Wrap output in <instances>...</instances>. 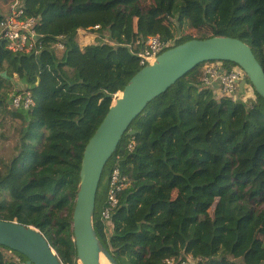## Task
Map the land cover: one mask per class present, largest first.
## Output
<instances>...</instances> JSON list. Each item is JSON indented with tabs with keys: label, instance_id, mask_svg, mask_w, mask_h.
<instances>
[{
	"label": "trees",
	"instance_id": "obj_1",
	"mask_svg": "<svg viewBox=\"0 0 264 264\" xmlns=\"http://www.w3.org/2000/svg\"><path fill=\"white\" fill-rule=\"evenodd\" d=\"M23 3L39 18L40 52L13 53L0 37V118L21 123L13 154L0 155V219L37 227L62 263L72 264L84 151L115 95L143 68L137 53L144 41L197 38L182 35L189 25L200 39L243 40L264 68V0ZM2 19L0 11V29ZM80 29L97 31L98 41L82 45ZM59 37L64 49L54 46ZM203 64L147 105L104 169L109 181L99 185L94 227L119 264H179L188 256L264 264V98L255 91L249 105L218 97L203 85ZM24 90L34 106L13 109V96ZM114 165L129 181L105 221ZM3 247L0 264H14Z\"/></svg>",
	"mask_w": 264,
	"mask_h": 264
},
{
	"label": "water",
	"instance_id": "obj_2",
	"mask_svg": "<svg viewBox=\"0 0 264 264\" xmlns=\"http://www.w3.org/2000/svg\"><path fill=\"white\" fill-rule=\"evenodd\" d=\"M209 61H229L243 68L246 78L240 83V91L250 82L264 98V68L252 47L236 37L193 38L165 50L152 64L138 71L122 96L113 102L84 151L72 219L77 257L83 264H102V256L111 264H119L98 237L94 214L104 169L122 137L153 99ZM0 246L23 254L27 264H63L45 235L32 225L0 219Z\"/></svg>",
	"mask_w": 264,
	"mask_h": 264
},
{
	"label": "built area",
	"instance_id": "obj_3",
	"mask_svg": "<svg viewBox=\"0 0 264 264\" xmlns=\"http://www.w3.org/2000/svg\"><path fill=\"white\" fill-rule=\"evenodd\" d=\"M39 18L30 15L24 7L23 0H12L7 13L3 15L0 29V37L6 42L7 48L16 54L28 53L38 55L40 52V34L37 32ZM99 26H95L98 29ZM98 37V35H97ZM56 49H64L62 37L54 45ZM176 46L175 39H163L161 35L148 36L144 41L143 48L137 53L140 58V64L144 67L152 64L158 55L165 50ZM202 82L206 87H216L219 89V96H227L236 100V96L252 94L253 87L247 83L244 90L240 91V83L246 78L243 68L238 65L228 67L223 61H209L203 64ZM250 92V93H249ZM239 98V97H238ZM248 103L246 99H239ZM237 101V100H236ZM34 106V99L28 90L13 96L11 107L13 109H31ZM133 148V144L130 145ZM129 178L121 173L119 166L114 165L110 177V184L107 192L106 204L102 210V219L109 220L112 211L117 207L119 198L117 192L128 184ZM15 251L9 250V256L13 259L14 264H27L24 259ZM64 264V263H63ZM72 264H83L80 258H76ZM166 264H177L174 258L166 260ZM179 264H203L200 260H193L188 256L185 261Z\"/></svg>",
	"mask_w": 264,
	"mask_h": 264
},
{
	"label": "rangeland",
	"instance_id": "obj_4",
	"mask_svg": "<svg viewBox=\"0 0 264 264\" xmlns=\"http://www.w3.org/2000/svg\"><path fill=\"white\" fill-rule=\"evenodd\" d=\"M11 1L12 0H0V9H1L0 11H2L1 7L4 3L9 4V3H11ZM2 14L4 15V13H2ZM91 32H94V31H91ZM95 32H97V31H95ZM201 34L202 33L200 31H196V30L192 29L191 27H189V25H185L183 28V31H182L183 36L184 35H192V36L198 38V36H202ZM104 38H105V36H104ZM84 43L85 42H83V44ZM227 66L231 67L233 65L231 63H227ZM121 96H122V91L118 92L115 95L113 102H115L116 98L121 97ZM218 97H220V96L218 95ZM238 97L236 96V100L245 98L248 103H251L255 98L254 89L252 91V94L251 93L249 95H240L239 94ZM20 126H21V123L19 120L12 119L10 117L6 118V119L0 118V155L3 154L7 158L11 157V155L13 154V147L15 146V144L17 143V140H18ZM110 164H111V162H110ZM108 167H109V163H108ZM108 181H109V177H108L107 173H105L104 177L102 178V180L100 182V184H101L100 190H103L102 188H105L108 186ZM9 250L10 249H8V248H4V247L1 248L2 253L6 254V255L9 253ZM13 253H16V252H13ZM103 257H104V260L106 261V263L109 264L110 261H108V259L105 256H103Z\"/></svg>",
	"mask_w": 264,
	"mask_h": 264
},
{
	"label": "crops",
	"instance_id": "obj_5",
	"mask_svg": "<svg viewBox=\"0 0 264 264\" xmlns=\"http://www.w3.org/2000/svg\"><path fill=\"white\" fill-rule=\"evenodd\" d=\"M9 6H10V3L9 4L8 3L7 4L4 3L2 5V7H1L3 12L2 11L1 12L4 13V14L7 13L8 10H9ZM98 34L99 33H97V32H91V30L80 29L79 32H78V39H79V41H80V43L82 45H86V44H89V43H96L98 41V39H97V35ZM106 35L108 36V34H106ZM83 42H85V43L83 44ZM15 81H16V83L18 82L17 80H15ZM17 84H18L20 89H25V86L22 85L21 83L18 82ZM213 88L215 89L216 93L219 95L218 86L213 87ZM254 96L256 97L255 91H254ZM7 256H9V255L7 254Z\"/></svg>",
	"mask_w": 264,
	"mask_h": 264
},
{
	"label": "bare ground",
	"instance_id": "obj_6",
	"mask_svg": "<svg viewBox=\"0 0 264 264\" xmlns=\"http://www.w3.org/2000/svg\"><path fill=\"white\" fill-rule=\"evenodd\" d=\"M109 261V260H108ZM109 263V262H108ZM102 264H107L106 261L104 260V257L102 256ZM110 264V263H109Z\"/></svg>",
	"mask_w": 264,
	"mask_h": 264
},
{
	"label": "clouds",
	"instance_id": "obj_7",
	"mask_svg": "<svg viewBox=\"0 0 264 264\" xmlns=\"http://www.w3.org/2000/svg\"><path fill=\"white\" fill-rule=\"evenodd\" d=\"M249 83V82H248ZM250 84V83H249ZM253 87V86H252ZM253 89H254V87H253ZM255 91V90H254ZM255 100H256V97H255Z\"/></svg>",
	"mask_w": 264,
	"mask_h": 264
}]
</instances>
